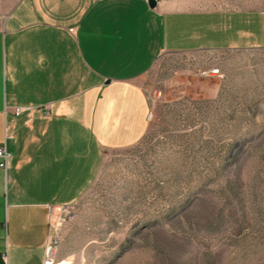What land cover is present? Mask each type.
Wrapping results in <instances>:
<instances>
[{"label": "crops", "instance_id": "1", "mask_svg": "<svg viewBox=\"0 0 264 264\" xmlns=\"http://www.w3.org/2000/svg\"><path fill=\"white\" fill-rule=\"evenodd\" d=\"M262 46L259 10L0 0V264H43L52 209L80 198L108 149L145 136L144 76L163 55Z\"/></svg>", "mask_w": 264, "mask_h": 264}, {"label": "rangeland", "instance_id": "2", "mask_svg": "<svg viewBox=\"0 0 264 264\" xmlns=\"http://www.w3.org/2000/svg\"><path fill=\"white\" fill-rule=\"evenodd\" d=\"M157 1L264 12V0ZM144 86L145 136L108 149L80 198L52 211L57 262L264 264V46L168 53Z\"/></svg>", "mask_w": 264, "mask_h": 264}, {"label": "built area", "instance_id": "3", "mask_svg": "<svg viewBox=\"0 0 264 264\" xmlns=\"http://www.w3.org/2000/svg\"><path fill=\"white\" fill-rule=\"evenodd\" d=\"M220 73L219 68H211L204 72V74L207 75H217ZM18 112L21 111V108L17 109ZM152 113L149 112L148 114V120H151ZM11 158V153L7 150L6 145L0 146V168L6 169L8 167V162ZM68 206H62L61 208L66 209ZM54 209H52L53 211ZM43 264H59L55 258V247H54V238L52 235L50 236V239L48 241L47 247H46V254L44 258Z\"/></svg>", "mask_w": 264, "mask_h": 264}, {"label": "water", "instance_id": "4", "mask_svg": "<svg viewBox=\"0 0 264 264\" xmlns=\"http://www.w3.org/2000/svg\"><path fill=\"white\" fill-rule=\"evenodd\" d=\"M157 0H149L150 6L155 7L157 5Z\"/></svg>", "mask_w": 264, "mask_h": 264}, {"label": "bare ground", "instance_id": "5", "mask_svg": "<svg viewBox=\"0 0 264 264\" xmlns=\"http://www.w3.org/2000/svg\"><path fill=\"white\" fill-rule=\"evenodd\" d=\"M55 256H56V250H55ZM62 264V263H61Z\"/></svg>", "mask_w": 264, "mask_h": 264}]
</instances>
